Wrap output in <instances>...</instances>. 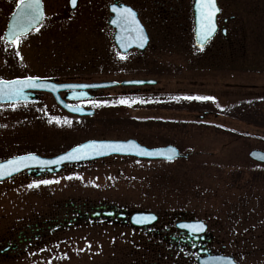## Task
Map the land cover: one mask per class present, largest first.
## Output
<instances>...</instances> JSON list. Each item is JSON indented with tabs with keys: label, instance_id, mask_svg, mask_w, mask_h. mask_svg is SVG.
<instances>
[{
	"label": "rangeland",
	"instance_id": "1",
	"mask_svg": "<svg viewBox=\"0 0 264 264\" xmlns=\"http://www.w3.org/2000/svg\"><path fill=\"white\" fill-rule=\"evenodd\" d=\"M17 1L0 0V78L30 75L79 82L153 79L156 84L117 85L95 91L93 99L76 102L95 107L94 117L67 114L48 93L36 102L0 105V159L27 152L52 156L91 138H135L148 147L176 140L180 148L192 149L196 155L182 167L174 161L166 165L113 156L40 178L21 174L0 182V246L20 230L29 232L38 226L31 240L2 255L0 264H127L134 235L131 228L120 222L84 219L99 204L160 216L177 211L199 219L210 213L220 218L224 206L221 171L239 167L246 149L264 148V144L253 138L233 139L214 125L263 136L264 129L220 114L200 119L201 111L140 105L125 109L111 107L110 101L123 98L134 105V101L148 98L198 95L212 97L216 107L233 102L246 107L243 101L264 98V9L257 27L246 14L245 60L227 61L207 60L197 54L191 28L172 31L175 38L160 41L162 29L148 20L147 48L120 54L107 24V6L112 0H79L73 11L67 0H43L45 18L39 30L21 38L16 46L5 45L2 33ZM158 118L203 120L212 126L193 124L179 131L167 123L141 122ZM40 180L54 182L29 187ZM82 204L87 209L72 221L78 217L75 205ZM58 213L66 214L65 218H59ZM247 256L244 264H264V244Z\"/></svg>",
	"mask_w": 264,
	"mask_h": 264
},
{
	"label": "flooded vegetation",
	"instance_id": "2",
	"mask_svg": "<svg viewBox=\"0 0 264 264\" xmlns=\"http://www.w3.org/2000/svg\"><path fill=\"white\" fill-rule=\"evenodd\" d=\"M78 2L79 0L76 6L72 7L70 0H67V5L73 11ZM112 3H115L116 7L125 4L135 9L146 28L150 24L148 21H151L154 27L162 29L164 36L160 41L163 42L167 30L170 29L171 31L168 32L170 33L177 29L191 28L192 43L197 54L202 53L201 57L207 60L227 61L245 60L246 14L250 19L249 22H253L257 27L264 9V0H256L251 5H247L245 0H216L219 9L216 17L217 31L201 49L195 46L194 40V0H112ZM142 13L145 15L143 16ZM42 23L25 36L36 31ZM3 41L5 45H17L5 41L4 37ZM11 78L14 77L4 79ZM61 94H66V91ZM250 150L251 148H248L243 153L246 158L242 165L229 167L220 174L224 186V206L220 218L216 213H210L206 219H199L188 212L173 211L164 212L163 216L157 215L154 223L145 227H130L134 235L132 252L127 264H198L199 260L207 257H225L237 264H244L247 255L260 251L264 244V163L252 159L249 156ZM86 209L87 205H75L74 212L80 214ZM64 216L66 214H62V219L65 218ZM113 221L130 226L128 213L123 218L115 217ZM197 224L204 226L199 232H193L191 227H182V225ZM34 230H38V226L30 228L29 232L27 228L20 230L15 237L9 236L1 243L0 258L7 252L15 250L23 241L31 240V233Z\"/></svg>",
	"mask_w": 264,
	"mask_h": 264
},
{
	"label": "water",
	"instance_id": "3",
	"mask_svg": "<svg viewBox=\"0 0 264 264\" xmlns=\"http://www.w3.org/2000/svg\"><path fill=\"white\" fill-rule=\"evenodd\" d=\"M41 7H42V12H43L42 2H41ZM113 7H116L115 4L109 6V11L114 13V15L109 20V24L115 28L113 38H114V42H115V45L117 46L118 50L121 53H126L131 48H137L139 50H143L146 47L149 38H148V34H147L145 28L143 27V25L139 22V20L137 18V13L131 8L133 10V12L135 13V18L139 22V26L143 29V34L147 38L143 47H140V45L136 39L137 33L132 31L131 27L123 25L122 23L119 22L118 13L113 11ZM124 7H128V6L122 5L121 7H116V8H124ZM128 8H130V7H128ZM20 11L21 10L19 8H17V6H16L14 11L12 12L10 18H9L7 29H6L5 35H4L5 39L7 41H9L7 38V34L11 29V25L14 22L16 15ZM194 11H195V16H196V26L194 29L195 44L198 47H201V45L198 41V35H197L198 24H197L196 0L194 3ZM216 14L214 17V23H215ZM36 26L37 25H35L34 27H36ZM34 27H32V28H34ZM32 28H30L29 31ZM215 31H216V23H215ZM215 31L213 32V34L210 37L207 38L206 41H204L203 46L214 35ZM25 78H27V77H25ZM25 78H15L12 80H2V81L23 80ZM38 82H42L44 84V86L38 87V88H25L24 89V94H25L24 96L19 97V98H11V99H0V103L14 102V101H19V100L20 101L37 100L38 96L35 93L31 92V90L47 91V92H51L53 94V96L55 97V100L69 113L76 114V115H91L93 113L92 110H87V109H84L83 107H80V106H72L70 104H67L63 99L60 98L59 91L64 90V89H68V88L69 89L85 90V89L108 88V87L116 86L118 84H121L124 86H141V85H145V84H153L154 83L153 80H143V79L123 80L121 82L103 81V82L81 83V84H66V83L56 84V83H53L52 79H50V80L39 79ZM53 85H55V87H52ZM0 87H4V85H0ZM80 93L81 94H78V95H69V96L67 95L66 98H69L71 100H77V99L90 97V95L86 91H81ZM77 107L80 110H75ZM205 114H207V112L203 113V115H205ZM203 115L201 117H203ZM93 142H95L97 144H99V143L121 144V145H125V148L121 151H114L110 148H105V149L101 150L100 154H97L95 151L88 149L86 154H82L79 159L63 160L58 164H42V163H40V161L56 160L58 157L63 156L66 153L70 152L73 148H77L80 145H88V144H91ZM130 142H131V144L136 145L138 147H129L128 145L130 144ZM141 150H144L147 152H152L154 154L153 155H141L140 154ZM172 150H174V151H172ZM29 154H33L36 157H38L39 159L35 160V161H31V160L27 161L26 162L27 166L21 167V169L19 171L13 172L9 176L0 177V181L5 180V179L10 178V177H13L17 173H19L23 170H26V169H27V173L32 174L33 176H40V175L45 174V173L53 174V173H57V172L61 171L68 164L76 165V164L94 161V160H97L100 158L113 156V155L127 156V157H134V158L148 159V160H173L175 158H179L182 156L180 154L179 150L173 145L147 147L145 145L140 144L139 142H137L133 138H128L125 140H123V139H88V140H85V141L71 147L70 149H68L62 153H59V154L51 156V157L40 156L36 153H26V154L17 155V156L7 158L5 160L0 161V163H6L8 160L14 159V158L19 157V156H27ZM249 155L251 158H253L256 161L264 162V151H262V150L254 149L250 152ZM169 156H171V159L168 158ZM183 157H187V154L183 155ZM116 209H117L116 206H112V205L107 206L106 204H101L99 206H96L94 208V211L89 216L84 215V219H87V218L95 219V218H100V217L105 218V219H111L115 216ZM123 215L124 214H122L120 216H123ZM141 216H143V217H155V219H156V215L153 212L140 210V211H134L131 214L130 223L133 226L137 227V226H142V225H145L148 223H152L155 220V219H149L148 221H146L144 223H137L136 218L141 217ZM229 262H231V264H237L234 261H232V259H230V258L227 259V258L213 257V258H207V259L205 258V259L200 260V264H229Z\"/></svg>",
	"mask_w": 264,
	"mask_h": 264
},
{
	"label": "snow or ice",
	"instance_id": "4",
	"mask_svg": "<svg viewBox=\"0 0 264 264\" xmlns=\"http://www.w3.org/2000/svg\"><path fill=\"white\" fill-rule=\"evenodd\" d=\"M71 4L76 6L77 0H71ZM17 8L21 11L16 15L14 22L11 25V29L7 34L8 40L14 45L18 44L21 37H23L30 28L38 24L39 21L43 19V12L41 7V0H20V3L17 4ZM196 10H197V35L198 41L203 48L204 41L210 37L215 31L214 17L215 14L219 11L216 6L215 0H196ZM113 11L118 13L119 22L123 25L131 27V30L137 33L136 39L140 47L144 46L146 41V36L143 34V29L139 26V22L135 18V13L131 8H116L113 7ZM37 31L39 28L36 29ZM19 54V53H17ZM124 59V56L120 57ZM39 78L37 77H27L23 80H13V81H2L0 80V99H11L19 98L24 96L25 88H38L44 86L42 82H38ZM52 87H55L53 85ZM185 99H195V100H211L212 97L207 96H195V97H185ZM121 104H128L129 101L126 99H121L118 101ZM75 110H80L78 107ZM57 123H60L58 117L53 118ZM51 122V121H50ZM68 122V121H65ZM70 123V122H68ZM129 147H138L136 145L130 144ZM105 148H110L114 151H121L125 148V145L121 144H111V143H91L88 145H80L77 148H73L70 152L66 153L63 156L58 157L53 161H40L42 164H58L63 160H73L79 159L82 154H86L88 149L95 151L97 154H100L101 150ZM174 151V150H172ZM141 155H153L152 152H147L144 150L140 151ZM171 159V156L168 157ZM39 158L33 154L27 156H19L14 159L8 160L6 163H0V177L9 176L13 172L19 171L21 167L27 166V161H35ZM71 178V177H69ZM54 181L50 180H40L33 182L29 187H39L41 184H50ZM149 219H155V217H138L136 218L137 223H144ZM182 227H191L193 232H199L203 229V224H197L194 226L182 225ZM231 264V262H229Z\"/></svg>",
	"mask_w": 264,
	"mask_h": 264
},
{
	"label": "trees",
	"instance_id": "5",
	"mask_svg": "<svg viewBox=\"0 0 264 264\" xmlns=\"http://www.w3.org/2000/svg\"><path fill=\"white\" fill-rule=\"evenodd\" d=\"M168 38H175L174 32H167L166 39ZM198 95H184V96H174V97H166L162 99H156V98H148V99H142L141 101H134V105L132 102L129 101L128 104H121L116 100L110 101L111 107H119V108H138L139 105L142 107H150V108H173V109H183L188 111H202V110H211L213 112H216L220 115H225L227 117H231L234 119H237L239 121H243L250 126L256 127L258 129H264V109L261 108L264 104V98H257V99H248L243 101L242 103L246 107H242L241 102H233L230 103L227 106H221L216 107L213 100H189L185 99V97H195ZM209 97V96H207ZM136 100V99H135ZM137 106V107H136ZM141 122H148V124H158V125H164L165 123L170 124V127H175L179 129V131L183 128L193 126V124L197 126H212V124L202 122V121H184V120H171V119H161L158 118L156 120L153 119H146L141 120ZM215 129H218V131L224 132L227 135L233 137V139H238L244 137V134L238 133L235 130H231L228 128H224L219 125H214ZM259 140L263 141L264 144V137H259ZM168 144H173L180 148L178 146V142L176 140L174 141H168ZM182 151L188 152V150H192L186 147L180 148ZM193 152V150H192ZM195 153L190 154L187 158H179L174 160V162L177 164L176 166L182 167L181 165L187 163V161H190L191 157H193ZM193 159V158H192ZM162 162L159 164H172L173 161L167 162V161H158ZM187 170V169H182ZM190 174H192L190 171H188ZM185 175V174H184Z\"/></svg>",
	"mask_w": 264,
	"mask_h": 264
}]
</instances>
